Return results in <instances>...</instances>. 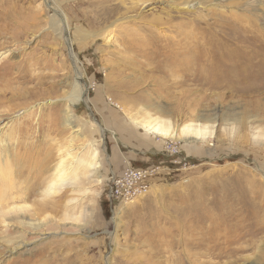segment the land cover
<instances>
[{"label":"rangeland","instance_id":"1","mask_svg":"<svg viewBox=\"0 0 264 264\" xmlns=\"http://www.w3.org/2000/svg\"><path fill=\"white\" fill-rule=\"evenodd\" d=\"M45 1L0 0V139L17 148L6 160L25 189L67 150L96 152L99 175L70 180L69 209L47 212L27 246L12 253L0 239V264H264V0H115L126 9L96 27L100 2L58 0L56 29ZM102 28L114 31L103 38ZM78 78L87 102L73 99ZM158 122L171 136L142 128ZM185 127L213 134L197 140ZM135 135L180 153L163 151V164L150 153L149 192L120 206L109 194L113 155Z\"/></svg>","mask_w":264,"mask_h":264},{"label":"bare ground","instance_id":"2","mask_svg":"<svg viewBox=\"0 0 264 264\" xmlns=\"http://www.w3.org/2000/svg\"><path fill=\"white\" fill-rule=\"evenodd\" d=\"M114 1L115 0H100V1L89 0L85 3L83 2V4H89V5H92V4L94 5L98 2L101 3V5L99 7H97V8L95 7L96 10L94 11V17H93V19L89 20V23L94 24V27H96V25H99V21H101V20L104 21L103 19L107 18L105 16H110L112 14L115 15L116 12H119V11L124 9V6H125L124 1H121L119 3L118 2L114 3ZM45 3H48V8H50V10L52 11V14H51V16H49V18L51 20L52 26L56 29L57 26L59 24H62V22L64 20L62 14L60 13V6H61L60 2L58 0H47V1H45ZM136 4H138V2ZM40 7L44 11L45 4L41 5ZM71 7H73V6H71ZM74 7L76 8L77 6L75 5ZM130 9H133V7L129 8V9L127 8V11ZM6 16H7V14H6ZM111 24L112 23H110V25ZM110 25L108 24L107 26L110 27ZM67 26H68V28L70 27L69 24H67ZM111 27H115V26H111ZM103 29L104 28L100 29L102 31L97 32V34L103 38H106V36H110L111 33L114 31V30H112V31L108 30L109 28L104 29V30ZM97 34H96V36H97ZM124 42H125L126 46H136V47L142 46L141 41L136 42V41H132V40H125ZM189 53H190V50H184L182 52L174 53V55H173L174 61L173 62H175L176 64L180 63L179 59L184 58ZM2 55H5V53H2L0 55V57H2ZM6 64L7 63H5V65ZM171 64H173V63H170V65ZM75 68H77L76 65H75ZM3 81H5V80H3ZM13 82H14V79L13 80L8 79V80H6L5 86L9 87V86H11V84ZM76 85L77 86H74V89H73L74 90V92H73L74 101H85V102H87V100L85 99V93H86L87 87L84 85V83H82L81 78L77 79ZM9 90H11V89H9ZM65 116H66L67 126H69V127L72 126V124H73V121L71 119L72 115H71V112L69 110H66ZM1 121L2 120L0 119V122ZM18 125L20 126V130H21L22 126L24 124L23 125L18 124ZM19 126L16 127V129L19 128ZM3 127H5V125L2 126V128ZM23 128H25V126H23ZM29 128H30V126H28V129ZM142 128L145 131L150 132V133L155 134V135H159V136H163V137L171 136L172 127H171L170 123H168V125H166V124H163L162 122L161 123L158 122L153 126L143 125ZM182 132H183V134H185V133L187 134V133H191V132L196 133V136L198 137V138H196L197 140H199L201 138L205 139L208 136H211L213 134L212 131L207 132V128L203 129L202 133H200L201 132L200 129L193 128V127H185ZM172 137H176V139H181V136L178 135L177 133H172ZM27 141L28 140H25V142H27ZM23 145L24 144H21V146H23ZM28 145H29V143H27L26 147H28ZM14 146L15 145L10 144L7 140L0 139V239H1V241L4 239L6 240L7 244L5 245V247L9 248L10 252H12V253H14V251L16 249L22 248V246H27V244H28L27 240L29 239L30 235H33V234H35V235L40 234L41 236L44 235L41 231H45V226L47 224L46 223L47 219L45 218L47 215L45 216V214L47 212H53L54 214L56 213L58 215L61 213L62 208L65 207V206L61 205V202L64 199V196L66 193L65 192L66 187H68V185L70 184V180H72L74 178L76 179V177H78V176H80V177L81 176L86 177V175L90 176L89 174H91V173H93L92 175H96V176L99 175L98 174L99 165L97 163V153L96 152H93L89 158H83V157L80 158V157H77L76 155H74V153L71 150H67L63 155L62 154L60 155L59 161L56 163V165L54 166L53 169H51V170L47 169L45 171V178H40L39 180L36 181L35 187L30 188V189H25V188L21 187V186L26 185V188H27L28 185L25 182L24 183L21 182V184H20L21 186L17 187L16 181L14 178V171H13L12 162L11 161L8 162L10 158L8 160H6V157H9L11 155L10 154L11 150L17 151V148H15ZM11 147H13V148L11 149ZM26 156L28 159L33 158V154H31V153H28V155H26ZM90 158H92V160H90ZM81 178H83V177H81ZM148 192L149 191L138 192L137 193V199L139 197L147 194ZM64 201H65V199H64ZM129 203H132V202H127V204H129ZM123 206H125V205H123ZM67 207H65V208L68 210L69 206H67ZM238 224H240V223L237 222L235 225H233V227L234 228L238 227ZM12 230H14L16 232L18 230L23 231L24 234L21 233V235L16 238L17 240H12L9 238V235L12 232ZM219 230H220L219 232L218 231H216V232L212 231L210 233L208 232L209 235L211 236V237L209 236L210 237L209 241L210 240L215 241L217 239V237L220 236L219 234L222 233L223 227ZM34 240L38 241V240H42V239L34 238ZM201 240L202 241L208 240V238L204 239V237H203ZM218 240H220V239H218ZM197 245L199 246L200 243ZM216 254H218V253H216ZM191 257H193V256H191ZM194 259H195V257H194ZM43 262H46V261H43ZM30 263L31 262H29L28 264H30ZM32 264H38V261H34ZM180 264H202V263H197L196 261H193L192 259L187 258V261H185V263L181 262Z\"/></svg>","mask_w":264,"mask_h":264},{"label":"built area","instance_id":"3","mask_svg":"<svg viewBox=\"0 0 264 264\" xmlns=\"http://www.w3.org/2000/svg\"><path fill=\"white\" fill-rule=\"evenodd\" d=\"M164 153L171 157H177L180 150L163 147ZM157 172L155 169H136L128 163L121 176L113 177L110 180V198L118 205H127V202H134L137 193L149 191L151 187V176Z\"/></svg>","mask_w":264,"mask_h":264},{"label":"crops","instance_id":"4","mask_svg":"<svg viewBox=\"0 0 264 264\" xmlns=\"http://www.w3.org/2000/svg\"><path fill=\"white\" fill-rule=\"evenodd\" d=\"M147 142L148 141L145 138H142V136L138 138L136 135L132 137L129 136L124 139V142L121 143L123 149L119 148V153L113 155L115 161L114 163L116 165V173L113 177L121 176L128 163H131L132 165L134 164L133 167L136 169L151 168L155 165V161L151 158L152 155L149 154L153 153L154 151H156V155L158 154L161 158L159 163L163 164L164 162L168 161L163 154L161 145L154 147Z\"/></svg>","mask_w":264,"mask_h":264}]
</instances>
